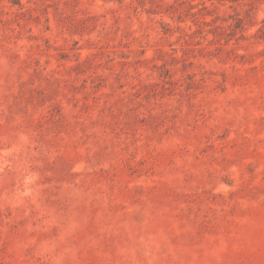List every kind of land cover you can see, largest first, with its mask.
Instances as JSON below:
<instances>
[{"label": "rangeland", "instance_id": "rangeland-1", "mask_svg": "<svg viewBox=\"0 0 264 264\" xmlns=\"http://www.w3.org/2000/svg\"><path fill=\"white\" fill-rule=\"evenodd\" d=\"M0 264H264V0H0Z\"/></svg>", "mask_w": 264, "mask_h": 264}]
</instances>
